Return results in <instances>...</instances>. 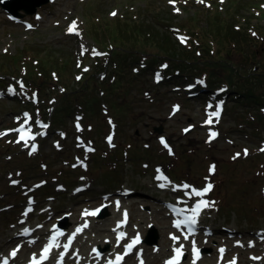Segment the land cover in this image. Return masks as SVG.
<instances>
[{"label":"rangeland","instance_id":"obj_1","mask_svg":"<svg viewBox=\"0 0 264 264\" xmlns=\"http://www.w3.org/2000/svg\"><path fill=\"white\" fill-rule=\"evenodd\" d=\"M40 1L6 2L19 8V13L22 15L19 19L30 20L33 23L32 30L27 29L23 24L10 22L8 19L10 12L0 7V81L6 79V84H12L17 81L23 82L21 80L25 77V73L29 77L34 76L38 81L37 87L42 89L33 92L27 90V93L38 92L41 98H45L46 95L49 98L53 97V100L49 101L50 106L55 97L58 99L59 92H66L65 89L68 88L81 90L87 83L86 71H92L95 62L100 63V67L104 66L103 63L112 57L111 52L117 50L116 42L110 38L108 32L109 22H115L111 27L113 32L120 26L117 23L118 19L129 17L141 25L147 20L143 15L150 18L151 15L158 14L156 11H162L165 4L171 7L170 0H52L38 7L36 14H28L27 10H32ZM176 1L180 4L175 8V12L172 9L173 14L176 15L174 23L181 26H184V21H195L201 27L212 22L210 18L213 15L205 10L201 11L200 7L213 11L218 8L223 15L234 13L230 0H191L190 9L188 5H181L184 0ZM241 5L245 10L240 14L245 17L246 25L242 30L243 35L239 37L241 44L237 45L243 53L229 54L226 59L235 62L241 66L244 73L254 77L259 73L258 71L264 72V0H242ZM137 10H142V16L136 14ZM37 13L40 14L39 18H36ZM161 16L164 20H169L167 14L162 13ZM69 24H75V28L79 30L77 37H68ZM233 25L235 27L236 23ZM169 30L182 46H200V44L204 46L210 43L193 33L189 35L184 28L178 32L173 28ZM95 35L99 40L93 37ZM252 38L254 40L251 43ZM235 47L236 45L230 50ZM197 49L199 51L200 47ZM100 51L106 52L107 56L95 60L94 53L100 55ZM146 51H148L147 55H144L146 58L139 51L132 52L129 60L141 57L137 62H131L126 71V73L131 71L134 75L136 73L144 75V79L135 80L130 87L129 77L122 73L118 78L124 81V84L116 85L118 90L111 87L115 92L111 97L118 99L119 104L123 105V100L127 99L133 101L125 110L124 117L118 114L123 111L120 109L121 106L113 107L109 102L110 97L101 93L105 87L111 86L110 76L103 79L106 68L100 72L93 71V81L100 85L96 92L100 101L95 104L98 106L96 107L98 113L104 115V110L110 109L113 119L115 116H122L120 122L115 119L117 123L110 119L111 124L118 130L116 135L108 134L111 125L108 126L101 115H96L91 120L84 117L79 122L83 125L82 134H78L80 132L76 129L75 117L78 114L85 115V112L80 103L75 101L74 112L71 115H64L66 125L57 126L52 123L50 134L41 145L40 150L45 158L39 159V167L25 170L22 178L10 174L19 175L22 168L30 166L27 160L21 164L19 158L20 149L28 150L20 145L17 147L16 144L5 147L8 143H4V147L1 148L2 142H0V257L15 250L17 243L9 242L14 233H19L27 227H35L36 233L44 236L52 224L65 219H68L66 223L69 224L68 229H75L76 232L82 229L79 231L81 238L78 250H81L86 257H92V250L108 238L102 234L101 229L105 227L111 230L115 221L123 220L127 213L132 235L138 234L142 238L150 236L157 241L156 246L144 243L143 246L149 264H159L172 253L168 252L162 258L155 259L150 255H159L160 247L167 244L164 243L165 241L170 243L169 235L174 233L163 203L175 202L176 196L186 195L183 185L189 183L192 187L187 189L188 192L199 188L203 191L207 184L212 185L211 194L214 199L216 198V203H211L207 199L210 191L197 198L198 201L208 203V212L203 216V222L216 229V235L206 238L202 232V238L184 242L182 247L186 251H191L184 264H192L193 247H197L201 253L207 250L202 253L199 264H232L233 261L235 264H264V240H262L264 238V153L260 151V147L264 145V122H258L256 118L251 117L255 114L264 116V100L263 105L257 108V104L250 106L249 103L246 105L230 99L223 118L214 121L211 125L219 132V136L213 140L210 138L208 127L204 125L209 117L204 107L205 101L198 99L197 93L191 96L184 90L187 83L197 84L196 77L204 74L192 73L190 80L182 77L184 81H179L177 77L173 79L167 70L168 78L165 80L167 82L162 83L164 78L160 80L163 86L159 89L160 93H157L152 72L154 69L160 70V64L153 68L148 66L142 69L140 62H149L150 58H153L151 53L158 54V51L155 49ZM60 53L66 56L65 60L60 58ZM84 55H87V58H83ZM203 56L205 57V52ZM5 59L8 61L3 64ZM9 60L13 61L9 63ZM161 60L162 63L172 64V61L164 55ZM197 63L204 67L202 61ZM197 63L190 66L198 68ZM43 65L46 70L49 68L50 73L52 71L57 74L55 79L60 78L54 80L49 74V80L41 84L39 68ZM60 66L68 67L67 71L59 70ZM136 67L147 71L139 72ZM175 71L173 69L170 72L174 74ZM217 71L221 73V70ZM26 78L30 83L31 79L27 76ZM178 85L182 87L181 90L178 89ZM4 86L0 85V88H3L0 91L4 96L11 94L14 97L12 89L8 91ZM18 89V93L22 95L23 90ZM255 90L256 96H264V88L257 90L256 86ZM126 91H131L129 98ZM232 91L235 94V91ZM243 102L246 103L244 100ZM24 104L36 116L39 106L23 101L21 97L16 101L7 98L0 100V136L6 130L12 129L15 122L21 119ZM231 109H233L232 113ZM250 110L256 112L246 114L239 119L243 113ZM48 116L45 120L52 121L49 113ZM159 128H162L161 134L156 132ZM162 136L171 142V151L160 146L159 138ZM109 137L118 145L113 150L107 144ZM57 139L60 140L59 143L55 142ZM56 146L58 150L62 146L63 155L62 152L58 153L54 150ZM116 152L119 154L117 155ZM77 162L81 168L86 165L88 171L84 172L81 168L74 169L72 165ZM43 163L48 164L47 171L42 169ZM213 166L214 171H210ZM157 175L163 176L165 180L169 179L168 182H164L163 188L156 180ZM45 181H47L46 187L42 186ZM77 187L82 188L75 190ZM128 191L132 195H125ZM47 197L51 198L47 199ZM34 198L37 199L35 203H33ZM117 202H119L118 207ZM28 207L33 208L29 214L26 213ZM104 209L107 211L102 218L84 215L86 211L90 213L91 210ZM117 210L119 212L113 214ZM133 214L138 216L135 220ZM145 216L147 217L145 230H142L141 220ZM107 219L110 220L106 222ZM85 223L87 227H84ZM163 226L165 229L167 227L166 231H163ZM226 230H230L231 233ZM94 241L99 244L95 246ZM157 248L160 250L154 254ZM221 249L224 251L221 252ZM20 256L18 261L25 256V251Z\"/></svg>","mask_w":264,"mask_h":264},{"label":"trees","instance_id":"obj_2","mask_svg":"<svg viewBox=\"0 0 264 264\" xmlns=\"http://www.w3.org/2000/svg\"><path fill=\"white\" fill-rule=\"evenodd\" d=\"M242 0H230V5L232 8H234L233 14H226L223 15L222 12L218 10V8H215L214 11L200 7L199 9L205 10L208 14L213 15L212 22L205 24L204 26H200L199 23H195V21H184V26L178 25L174 23L175 16L172 12V8L169 7L167 4H165L164 9L161 11H156L158 13L157 15H151V17H147L143 15L144 18H147L146 22L143 24H137V21H134V19L126 17L123 19H118L117 23H119V28L116 31L112 32L111 27L115 22L111 23L109 22V34L110 38L116 42L117 50L115 52H111V56H115L114 58L107 59L106 63H103L104 66L100 67V63H96L93 67L92 72L87 73V79L86 84L82 87L81 90L75 89V88H68L65 89L66 92H59L60 95H58V99L55 97L53 104L50 106L49 101L53 100V97L49 98L48 95L46 97H40L41 104L36 110V116L37 118H45L47 119L48 113L51 115V118L53 119V123L57 126L66 125V122L64 120V115H71L74 112L73 105L75 101H78L80 105L83 107L85 115L84 117L87 120H91L96 115H101L103 118H105V123L110 126L111 120L115 121V119L120 122L122 120V116H125V110L128 109L131 104L133 103L132 100L129 101L123 100V105L119 104L118 99H112L111 96L115 93L114 90L111 87H114L115 90H118L117 86L124 84V81H122L120 78H118V75H127L129 77L128 85L130 87L133 86L134 81L136 80H143L144 75H134L131 71L126 73L128 66L131 62H134L137 60H140L141 56H138L139 58L136 59H130V54L134 51H139L142 56L147 55L146 51L147 49H155L158 51V54H153V58H150V61L147 62V65H145L144 68L148 66L153 65H159L163 62L161 60L162 56H166L167 59H170L172 61V64L170 65L169 73L174 78H178L179 81H184L182 77L187 78L190 80L191 74H197L200 75L201 73L204 74L202 76H198L197 78H201L205 81V83L210 88H217V87H228L230 90V95L233 98V100L240 101L243 104L253 106L254 104H257V108L262 106V102L264 100V96H256V90L255 87L257 86V90H261L264 88V72L261 70L258 71L259 73H256L254 77H250L249 73H244L241 66L237 65L233 61H228L226 59V56L229 54H233L235 52H242L241 48L237 44H241L239 41V37L243 35V28L246 25L245 17L241 15V11L245 10L243 9V5L240 6ZM185 6H189V9L191 8V1L186 2L185 4H181ZM200 10L198 12H200ZM142 10H137L136 14L141 15ZM222 11V10H221ZM162 13H165L168 15L169 20H164ZM136 16V15H135ZM237 20V21H236ZM244 21V22H242ZM234 23H236L234 27ZM171 27H177L180 29L186 30L189 35L194 34L197 36H200L201 38H204L205 41H209L210 43H206L204 46H197V45H188V46H182L176 39L173 37L172 32L169 30ZM160 28V29H159ZM120 29V30H119ZM119 30V31H118ZM94 38H99L97 35L93 36ZM246 39V37L244 38ZM254 38H252L251 43L253 42ZM102 41V40H101ZM238 41V42H237ZM243 42V40H241ZM215 45H213V44ZM236 45L235 49L232 51L230 48H233V46ZM197 47H200V50L198 51ZM138 49V50H137ZM104 51V50H103ZM145 52V53H144ZM205 52V57L203 56ZM198 56H197V55ZM60 58L63 60L66 59V56L62 53H60ZM145 57V56H144ZM6 58V56H5ZM146 58V57H145ZM15 61H18L17 59L13 58ZM165 59V58H164ZM69 59H67L68 61ZM146 60V59H145ZM8 59H5V63H7ZM13 60H9V63ZM66 61V62H67ZM147 61V60H146ZM197 61H202L203 66L197 63ZM56 63V61H54ZM197 63L198 68L191 67V64ZM39 64V63H38ZM146 64V63H145ZM54 65V64H51ZM3 66V65H2ZM39 68L41 70L40 73V79L42 80L41 84H45L48 80L51 74L52 78L55 79V76H57L56 73H51L48 70H46L45 65L40 66ZM61 67V66H60ZM264 67V66H263ZM103 68H106V76L104 79L108 78L110 76L109 81L111 80L110 87H105V90H102L101 93L104 95H107V97H110V103H112L113 107L115 106H121L120 109H122L121 117H116L113 119V116L111 115L110 109L104 110V115L101 113H98L99 110L96 109L97 102L100 101V98L98 97L97 89L100 87L98 82L93 81V71L94 72H100L103 70ZM139 68V67H136ZM68 67H61L59 70L65 72L67 71ZM98 69V70H97ZM175 69L176 72H178L176 75L173 74L172 71ZM221 70V73L219 71ZM60 71V72H61ZM146 72L147 70L140 69L139 72ZM75 73V72H74ZM187 73V74H186ZM34 75V74H32ZM60 79H58L59 81ZM108 81V82H109ZM31 83V84H30ZM30 83L27 84L28 90L30 91H36L40 90L42 88H38L37 84L38 81L33 76L31 77ZM153 83V82H152ZM179 83V82H178ZM0 84H3V82L0 81ZM117 85V86H116ZM116 86V87H115ZM156 88V92H159V89L163 85H154ZM235 91L234 92L232 91ZM44 92H42L43 95ZM131 91H126L127 97H130ZM243 100L246 102L244 103ZM154 100H152L153 102ZM131 103V104H129ZM249 103V104H247ZM96 104V105H95ZM99 104V103H98ZM124 106V107H123ZM112 107V108H113ZM123 107V108H122ZM52 108V109H51ZM50 109V110H49ZM49 110V112H48ZM233 112V109H231V113ZM252 111L250 110L247 113H243L239 119H242L246 116V114H252ZM114 114V112H113ZM107 116V117H106ZM252 118H256L258 122L263 123L264 122V116H261L260 114L251 115ZM111 119V120H110ZM238 119V120H239ZM116 122V121H115ZM117 123V122H116ZM118 126V125H117ZM92 127V126H91ZM230 132V131H228ZM227 132V133H228ZM248 134H246V137ZM60 140H56V142H59ZM1 142V141H0ZM10 147L12 145V141L7 142V140H4V142L1 143V148L4 147ZM54 150H57L58 153H61L62 146H60V150H58V147H54ZM20 160L21 164H24L26 160L30 163V166H26V168H22L19 175L20 177H23L24 171L27 170H34L39 167V159H44L45 155L42 153V150L38 151L35 155H28L26 152H23L20 150ZM117 155L119 152H116ZM64 154V151L62 152V155ZM40 156V157H39ZM42 169L44 171H47L48 164L43 163L41 165ZM36 172V171H35ZM16 174V173H14ZM13 174V175H14Z\"/></svg>","mask_w":264,"mask_h":264},{"label":"snow or ice","instance_id":"obj_3","mask_svg":"<svg viewBox=\"0 0 264 264\" xmlns=\"http://www.w3.org/2000/svg\"><path fill=\"white\" fill-rule=\"evenodd\" d=\"M113 15H115V13H113ZM74 29H75V24H73L70 27L69 31L70 32H73ZM76 34H78V33H76ZM182 42H184V38H182ZM94 54L98 55V53H94ZM159 78H160L159 75H157V79L158 80H159ZM176 110H178V108ZM212 115H215L218 118L219 117V112L217 111L216 113H214ZM206 123H208V124H211L212 123L211 117H210V119L208 121H206ZM41 127H46V126L45 125H41ZM77 128H78V130H80L79 129V125H77ZM18 131L22 133V135H21V139L22 140L25 139V136H27L29 139H35V137L30 134V129L21 128ZM210 136L212 138H214L216 136V133L212 132V133H210ZM161 142L164 143V146L165 147H167V144L163 140ZM109 143L111 144V137H109ZM91 150L92 149H89V151H91ZM33 151H35V147H33ZM169 151H171V150H169ZM210 171H214V166L212 167V169H210ZM158 179H160L161 181H164L165 180V178L163 176L158 177ZM159 186L161 188H163L165 186V184L164 183H161ZM189 187L190 186H188V185H183V188L186 190L185 194L186 195H190V198H191V197H202V196H204L208 191L211 190L212 185L211 184H207L206 187H205V189L203 191L196 190V189H192L190 193L187 191V189H189ZM174 190H177V189H174ZM118 206H119V202H117V207ZM207 206H208L207 202L200 201L199 203H197L190 210H187V209L183 210V211H190L191 215H185L183 219H177V220H175L173 226L176 227L177 229H180L182 225L191 228L193 225H195V223L197 221V217H198L199 212L201 211L202 207H207ZM175 214L177 216H181L183 214V212H182V210H175ZM84 215L85 216H88V215H96V213L95 212L89 213V212L86 211L84 213ZM126 217H127V213H125V219H126ZM84 227H87V223H85ZM79 231H82V229H78L77 230V232H79ZM25 232H27V230H25ZM122 235L123 234H121V237H122ZM121 237H118V239L121 238ZM185 238H187V237H185ZM55 239H56V237H53L52 238V243H50L44 249L43 253L41 254V256H42V259L41 260L38 261V260H36L35 257H33L32 264H42V260L47 258V255H48L50 249L55 246ZM172 239L175 241L177 238L176 237H172ZM70 242L71 241H69V243ZM65 247H67V245ZM131 247H132V245H129V249ZM174 251L176 252V257L173 260L168 261L167 264H179V262H180V256L182 255V252H181L180 249H175ZM223 251L224 250L221 249V252H223ZM193 253L198 258V252H197V250L195 248L193 249ZM15 254H16V251L14 250L11 253V255L14 257ZM120 260H122V257L118 256L117 257L116 264H119ZM3 264H7V260L6 259L3 261ZM61 264H62V261H61ZM232 264H235V262L233 261Z\"/></svg>","mask_w":264,"mask_h":264},{"label":"bare ground","instance_id":"obj_4","mask_svg":"<svg viewBox=\"0 0 264 264\" xmlns=\"http://www.w3.org/2000/svg\"><path fill=\"white\" fill-rule=\"evenodd\" d=\"M110 213V212H109ZM113 214H117V211H115ZM138 216L137 215H135V214H133V218H134V220L137 218ZM146 219H147V217L145 216V217H143L142 218V220H141V224H142V230H145V221H146ZM110 219H107L106 220V222L107 221H109ZM105 222V223H106ZM163 228V231H166V229H167V227H166V229H165V227L163 226L162 227ZM101 231H102V234H105V237H108V238H106L105 239V242H109V243H113V241H112V238H111V230L110 229H105V227H103L102 229H101ZM104 238V237H103ZM15 239V237L14 238H12L10 241H13ZM9 241V242H10ZM8 242V243H9ZM94 244H95V246L97 245V244H99V242H96V241H94L93 242ZM166 245H165V248H163V249H161L160 250V253H159V255H150V256H153L154 257V259L155 258H159V257H162V256H164L166 253H168V252H170L171 251V246H172V244H170L169 242H164ZM101 247V246H100ZM112 252V251H111ZM104 254H106V252L104 253ZM183 262V261H182ZM123 264H126L125 262L123 263Z\"/></svg>","mask_w":264,"mask_h":264},{"label":"water","instance_id":"obj_5","mask_svg":"<svg viewBox=\"0 0 264 264\" xmlns=\"http://www.w3.org/2000/svg\"><path fill=\"white\" fill-rule=\"evenodd\" d=\"M52 0H41L39 3H37L34 7H33V9L32 10H27V13L28 14H34V13H36V11H37V8L38 7H41L42 5H45V4H48V3H50ZM6 7V9L9 11V12H11L12 14H14V15H16V16H21V14L19 13V8H17V7H15V6H5ZM156 132H158V133H162L163 131H162V128H159V129H156ZM154 242H156V240L154 241Z\"/></svg>","mask_w":264,"mask_h":264}]
</instances>
